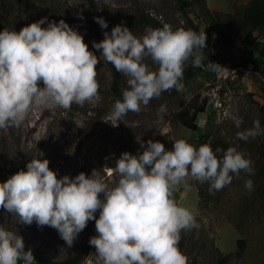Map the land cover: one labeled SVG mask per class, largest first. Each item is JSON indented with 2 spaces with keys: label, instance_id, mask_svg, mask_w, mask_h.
I'll list each match as a JSON object with an SVG mask.
<instances>
[{
  "label": "clouds",
  "instance_id": "1",
  "mask_svg": "<svg viewBox=\"0 0 264 264\" xmlns=\"http://www.w3.org/2000/svg\"><path fill=\"white\" fill-rule=\"evenodd\" d=\"M46 20L18 32L0 31V130L19 127L35 108L69 109L99 99L98 56L65 20L42 27ZM95 20L102 29L108 28L104 18ZM206 39L205 31L173 29L164 23L147 27L141 36L117 24L104 32L103 40L93 41L100 56L127 77L122 98L112 105L111 119L139 112L164 91H182L184 66L190 58L194 67L201 66ZM145 58L156 65L154 70ZM215 65L219 64L210 62L209 67ZM258 135H264L259 119L237 133L243 140ZM137 140L144 150L137 155L125 151L116 159L114 183L105 181L102 169L58 178L48 159L31 158L26 170L0 182V208L15 214L20 223L55 228L69 247L95 220L98 235L89 240L95 247V264H187L179 248L181 232L199 224L189 208L171 198L172 191L181 184L187 189L189 176L208 183L210 192L219 191L241 171L252 174V161L235 147L218 157L221 150L214 151L207 143L196 147L177 139L166 150L159 141L149 139L144 147L145 142L138 136ZM244 187L251 191L253 181L246 180ZM0 264H37L32 250H25L22 235L3 225Z\"/></svg>",
  "mask_w": 264,
  "mask_h": 264
},
{
  "label": "rangeland",
  "instance_id": "2",
  "mask_svg": "<svg viewBox=\"0 0 264 264\" xmlns=\"http://www.w3.org/2000/svg\"><path fill=\"white\" fill-rule=\"evenodd\" d=\"M191 1L193 5L187 9V16L194 26L175 0H0V31L7 28L18 32L45 17L47 20L42 27L50 21L63 19L83 34L85 43L99 61L96 67L98 100L83 106L73 104L69 109L35 108L19 128L0 130V182L21 169L26 170L27 162L35 157L48 159L50 169L58 178L75 177L81 172L90 175L93 169H102L105 181L114 183L118 179L114 172L116 159L125 151L137 155L144 150L137 136L145 142L144 147L151 139L163 143L166 150H171L177 139H184L196 147L207 143L214 151L221 150L218 157L227 148L235 147L252 161V174L241 171L229 185L212 192L208 183H200L189 176L185 180L189 185L187 189L181 184L172 191L177 203L189 208L199 224L198 228L182 230L179 248L187 257V264H216L223 254L229 255L228 264H264V173L261 171L264 135L247 140L237 137L238 132L252 128L256 119L264 128V73L255 68L264 67L255 41L262 38L263 32L255 30L252 33L255 40L253 38L250 43L254 51L249 64L243 65L245 69L239 70L234 78L226 76L223 69L228 67L225 65L227 59L222 55L238 57L248 52L238 51L239 48L228 42L223 45L226 47L211 49L207 9L224 24L232 20V15L235 16L233 24L241 23L243 10L250 0ZM96 17L111 18L112 23L127 26L136 36L143 35L147 27L159 28L164 23L173 29L205 31L207 47L200 50L199 71L186 80L183 78L182 91L175 88L164 91L142 105L139 112H129L113 121L111 108L119 98L111 88L112 69L100 56L101 50L93 47V41H98L78 28V21ZM105 31L111 32V28L108 26L103 35ZM260 58L261 64L257 60ZM191 62L192 58L186 62L184 71ZM210 62L219 65L209 67ZM145 63L153 70L156 68L149 58H145ZM122 76L123 90L127 77ZM38 83L43 86L42 82ZM205 98L208 100L205 111L196 118L198 130L183 126L181 119L190 118ZM248 179L253 181L251 191L244 187ZM96 216L98 218L99 210ZM0 225L22 235L25 250H32L37 264H56L80 252L82 259L77 264L96 262L95 247L89 244L90 238L98 235L95 220L87 223L71 247L55 228L38 226L35 222L31 225L20 223L15 214L3 208H0ZM239 239L244 240L243 247H238ZM239 250L240 256L237 255Z\"/></svg>",
  "mask_w": 264,
  "mask_h": 264
},
{
  "label": "trees",
  "instance_id": "3",
  "mask_svg": "<svg viewBox=\"0 0 264 264\" xmlns=\"http://www.w3.org/2000/svg\"><path fill=\"white\" fill-rule=\"evenodd\" d=\"M175 1L177 3L179 10L185 14L188 22L192 26H194L191 19L187 16V9L192 7L193 2L191 0H175ZM207 12H208V15L210 16V27L215 30L216 38L218 42L220 43H223L225 37L228 35L227 32L231 30L230 35H232L233 37L237 38L238 40H240L241 42L245 44L251 45L250 43L251 40L253 38L255 40V37H252L253 31L255 30L262 31L263 32V36L261 38L262 48H261L260 53H261V57L264 56V0H250L243 10L241 23L233 24L235 22L234 21L235 16L232 15L231 16L232 20H229L227 23L224 24V22L218 19L217 16H215L212 13V11L207 9ZM106 21L108 23V26L111 29L117 24V23H112L111 18H108ZM78 28L84 32L89 33L98 42L104 39L103 31L105 29H102L95 19H91V20L83 19V20L78 21ZM246 51L248 52V54H245V55L240 54L238 55V57H228V58L222 55V58L230 60L236 65H248L250 62V58L252 60V56H253L252 51H254V49L252 47H249L246 49ZM257 60H258V63L260 64L263 63L262 58L257 59ZM109 65L112 69V76H113L111 88L113 92H115L118 95V98L121 99L122 98L121 93H122L123 76L121 73L117 72L110 63ZM255 68L257 70H261L264 73V67L260 69L259 66H255ZM198 69L197 67H194L191 62L190 65L187 67V69L184 71V74H183L184 80L196 75L197 72L199 71ZM207 101L208 100L205 98L202 101L201 105H199L196 109L193 110L190 118L181 119V123L183 124V126H185L186 128L192 131L198 130V127L196 124V118L199 113H202L205 111ZM261 171L264 173V166ZM171 198L176 201V199L172 195H171ZM237 245L238 247H243L244 240L239 239L237 241ZM237 255L238 256L241 255L240 250L237 251ZM81 259H82V253L80 252L76 255L66 258L63 261L57 262L56 264H77L78 262H80ZM228 259H229L228 254L220 255L217 259L216 264H228Z\"/></svg>",
  "mask_w": 264,
  "mask_h": 264
},
{
  "label": "built area",
  "instance_id": "4",
  "mask_svg": "<svg viewBox=\"0 0 264 264\" xmlns=\"http://www.w3.org/2000/svg\"><path fill=\"white\" fill-rule=\"evenodd\" d=\"M208 32L210 34L209 46L211 47V49L212 48L214 49L215 47L217 49H221L223 47H226V46H223L225 44V42L231 43L234 46H236L237 48H239L238 51L246 50L247 48L252 47V45L245 44L230 34H228L225 37L223 43H220V42H218V40L216 38V32L213 28L210 27V29H208ZM255 41H256V46L258 47V51H261V48H262L261 38H258ZM263 60H264V56H263ZM225 65L228 67H224L223 72L225 73L226 76H229V77L231 76L232 78H234L235 76H237L239 74L238 73L239 70L245 69L243 65H236L230 60H227Z\"/></svg>",
  "mask_w": 264,
  "mask_h": 264
},
{
  "label": "bare ground",
  "instance_id": "5",
  "mask_svg": "<svg viewBox=\"0 0 264 264\" xmlns=\"http://www.w3.org/2000/svg\"><path fill=\"white\" fill-rule=\"evenodd\" d=\"M62 123V122H61ZM58 127V126H57ZM19 128V127H18ZM14 130V129H13ZM64 131V130H63ZM61 132V131H60ZM58 135H61V134H58ZM58 139V138H57ZM62 140V139H61ZM52 141V140H51ZM61 142V141H60ZM54 143V142H53ZM109 143V142H108ZM56 144V143H55ZM50 145V144H49ZM57 145V144H56ZM58 146V145H57ZM62 146V145H61ZM54 147H55V145H54ZM52 148V147H51ZM56 148V147H55ZM58 148H60V147H58ZM64 148V147H63ZM53 149V148H52ZM59 150V149H58ZM66 150V149H65ZM0 151H2V150H0ZM5 151V150H4ZM57 152V151H56ZM6 153V152H5ZM55 153V152H54ZM62 153V152H61ZM2 154H3V152H2ZM64 154V153H63ZM51 155H54V154H51ZM1 157V156H0ZM4 157V156H3ZM52 157V156H51ZM57 157H59V156H57ZM2 159V158H1Z\"/></svg>",
  "mask_w": 264,
  "mask_h": 264
}]
</instances>
